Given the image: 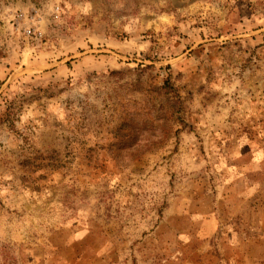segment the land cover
Instances as JSON below:
<instances>
[{"label":"rangeland","instance_id":"rangeland-1","mask_svg":"<svg viewBox=\"0 0 264 264\" xmlns=\"http://www.w3.org/2000/svg\"><path fill=\"white\" fill-rule=\"evenodd\" d=\"M0 264H264V0H0Z\"/></svg>","mask_w":264,"mask_h":264}]
</instances>
